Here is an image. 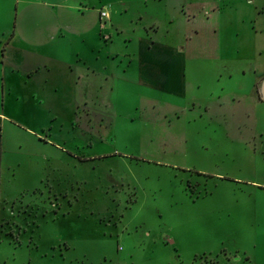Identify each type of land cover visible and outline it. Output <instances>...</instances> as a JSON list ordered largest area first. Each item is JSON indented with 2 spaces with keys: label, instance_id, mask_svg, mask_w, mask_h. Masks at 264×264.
<instances>
[{
  "label": "rangeland",
  "instance_id": "obj_1",
  "mask_svg": "<svg viewBox=\"0 0 264 264\" xmlns=\"http://www.w3.org/2000/svg\"><path fill=\"white\" fill-rule=\"evenodd\" d=\"M41 1L0 0V264H264V28L161 58L167 0H70L124 32L47 57Z\"/></svg>",
  "mask_w": 264,
  "mask_h": 264
},
{
  "label": "crops",
  "instance_id": "obj_2",
  "mask_svg": "<svg viewBox=\"0 0 264 264\" xmlns=\"http://www.w3.org/2000/svg\"><path fill=\"white\" fill-rule=\"evenodd\" d=\"M69 1H41L51 4L52 9L44 6L41 9V13L50 18L43 26L35 23L31 25L32 36L21 34L27 41L26 48L44 50L49 57L55 46L51 38L63 37L65 33L78 35L86 40L91 31H99L102 35V32L107 33L103 36L109 35L114 39L120 26L115 27L113 23L109 29L107 25L102 24L99 7H91L89 2L82 11ZM80 3L82 4V1ZM167 6L170 12L165 19H151L145 26L147 37H139L140 49L149 55L176 58L172 49L177 52L180 47L184 58L198 52L204 54V58H225L231 52L228 41L233 38L234 30L249 25L256 30L264 28V0H167ZM16 32L15 26L10 35L15 38L17 44L23 46V39ZM122 32L124 31L119 33ZM226 35L228 43L224 45L222 39H225ZM95 44L100 46L99 42ZM79 55L80 53H77V56ZM50 59L52 58H47Z\"/></svg>",
  "mask_w": 264,
  "mask_h": 264
},
{
  "label": "built area",
  "instance_id": "obj_3",
  "mask_svg": "<svg viewBox=\"0 0 264 264\" xmlns=\"http://www.w3.org/2000/svg\"><path fill=\"white\" fill-rule=\"evenodd\" d=\"M100 15H101V18L103 19V18L109 17V12L107 9L102 8L100 9Z\"/></svg>",
  "mask_w": 264,
  "mask_h": 264
},
{
  "label": "flooded vegetation",
  "instance_id": "obj_4",
  "mask_svg": "<svg viewBox=\"0 0 264 264\" xmlns=\"http://www.w3.org/2000/svg\"><path fill=\"white\" fill-rule=\"evenodd\" d=\"M261 91H262V93L264 94V82H263V84H262Z\"/></svg>",
  "mask_w": 264,
  "mask_h": 264
},
{
  "label": "trees",
  "instance_id": "obj_5",
  "mask_svg": "<svg viewBox=\"0 0 264 264\" xmlns=\"http://www.w3.org/2000/svg\"><path fill=\"white\" fill-rule=\"evenodd\" d=\"M0 240H2V239L0 238Z\"/></svg>",
  "mask_w": 264,
  "mask_h": 264
}]
</instances>
